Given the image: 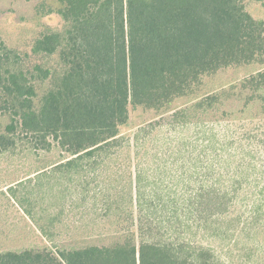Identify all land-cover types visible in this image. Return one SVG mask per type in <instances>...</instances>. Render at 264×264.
Listing matches in <instances>:
<instances>
[{
  "label": "trees",
  "instance_id": "obj_1",
  "mask_svg": "<svg viewBox=\"0 0 264 264\" xmlns=\"http://www.w3.org/2000/svg\"><path fill=\"white\" fill-rule=\"evenodd\" d=\"M55 1L64 25L34 40L38 61L0 39V117H10L0 154L19 143L60 153L0 184V196L52 238L61 213L40 200L56 201L54 185L75 191L71 206L86 207L100 239L2 250L0 264H235L264 255V20L245 0ZM256 62L240 79L205 81ZM178 99L185 103L173 106ZM130 106L160 117L129 133Z\"/></svg>",
  "mask_w": 264,
  "mask_h": 264
},
{
  "label": "rangeland",
  "instance_id": "obj_2",
  "mask_svg": "<svg viewBox=\"0 0 264 264\" xmlns=\"http://www.w3.org/2000/svg\"><path fill=\"white\" fill-rule=\"evenodd\" d=\"M245 5L256 19L264 20V0H245ZM58 7H60V4L55 0H0V39L8 47L22 55L29 53L30 58L25 59L27 63L29 61H38L39 58L31 53V46L34 40L47 30H59L64 25L63 20L56 12ZM50 61L55 62L56 59L52 58ZM256 65L260 67V63L256 62L250 67L221 70L212 77L205 78V81L207 85H215L237 78L240 79L246 76L250 71L249 69ZM41 87L43 90V86ZM44 88H46V85H44ZM184 103L185 100L178 99L173 106L179 107ZM229 107L237 109L240 106L231 103ZM253 109H256V106ZM130 117L131 129H129V133H133L137 125L159 119L160 116L153 110H145L143 107L135 109L130 106ZM9 121L10 117L8 114L1 116V128L4 129ZM167 132L169 131L164 129L163 133ZM183 134L178 132V135ZM27 146L30 147L29 144ZM27 146H24V143L23 145L19 143L14 154L12 152L0 154V184L21 175H26L40 164L56 160L60 153L58 149H54V151L47 154L42 151L35 152L33 149L27 148ZM62 187L56 185L53 187L54 190L52 191L58 197L56 201L45 198L49 193L40 200L43 207L53 203V205L57 206L56 212L59 210L61 213L59 221L57 220L54 226H51L53 231L52 238H45L12 199L0 196V251L24 250L27 248L43 249L44 247L57 249L56 247L58 246H80L100 239L97 232H95L96 234L92 233L93 231L90 232L88 228L87 216L82 213V211L86 210V207L75 208L71 206V201L77 197L76 192L64 193L62 191L64 188ZM92 234L95 235L91 236ZM216 244L219 247V251L222 254L223 252L225 253L227 245L218 242ZM250 245L252 246V244ZM258 253L264 254V247ZM235 261V264H264V255L260 257V255L255 254L249 262L243 259H236Z\"/></svg>",
  "mask_w": 264,
  "mask_h": 264
}]
</instances>
